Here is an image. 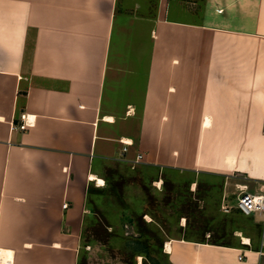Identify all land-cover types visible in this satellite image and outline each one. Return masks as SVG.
I'll return each instance as SVG.
<instances>
[{"label":"crops","instance_id":"0c3cea01","mask_svg":"<svg viewBox=\"0 0 264 264\" xmlns=\"http://www.w3.org/2000/svg\"><path fill=\"white\" fill-rule=\"evenodd\" d=\"M133 162L259 190L264 0H0V264H78L91 186ZM237 210L241 239L170 236V262L264 264Z\"/></svg>","mask_w":264,"mask_h":264},{"label":"rangeland","instance_id":"374dc122","mask_svg":"<svg viewBox=\"0 0 264 264\" xmlns=\"http://www.w3.org/2000/svg\"><path fill=\"white\" fill-rule=\"evenodd\" d=\"M240 177L157 169L139 162L108 165L88 196L78 264H172L162 249L170 236L235 242L251 224L235 204ZM233 209V210H232Z\"/></svg>","mask_w":264,"mask_h":264},{"label":"built area","instance_id":"2783aa9c","mask_svg":"<svg viewBox=\"0 0 264 264\" xmlns=\"http://www.w3.org/2000/svg\"><path fill=\"white\" fill-rule=\"evenodd\" d=\"M22 118L23 121L20 126L24 128L29 124L30 121L26 118L25 115H23ZM124 142L126 141L124 140ZM140 157L141 154H138L136 157V161H138ZM66 205L67 202L64 203V206ZM233 206H236L238 209L248 214L255 211H264V182L260 185L259 190L256 191H250L246 188H242V191L239 194L235 204L226 202L223 203V208L226 211H230ZM239 257L242 258L243 255H240Z\"/></svg>","mask_w":264,"mask_h":264},{"label":"bare ground","instance_id":"6f19581e","mask_svg":"<svg viewBox=\"0 0 264 264\" xmlns=\"http://www.w3.org/2000/svg\"><path fill=\"white\" fill-rule=\"evenodd\" d=\"M91 178L92 179H97L98 177L95 175V174H91ZM98 181L100 184H102L104 182V179L103 177H99L98 178ZM246 240L248 239L247 237H244ZM11 250H7L6 249H3V248H0V262H9L10 260L8 259V256L11 257Z\"/></svg>","mask_w":264,"mask_h":264}]
</instances>
